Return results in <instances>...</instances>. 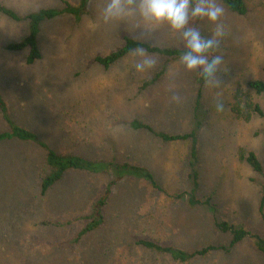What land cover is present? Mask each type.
<instances>
[{
    "label": "rangeland",
    "instance_id": "obj_1",
    "mask_svg": "<svg viewBox=\"0 0 264 264\" xmlns=\"http://www.w3.org/2000/svg\"><path fill=\"white\" fill-rule=\"evenodd\" d=\"M216 2L225 9L219 22L226 31L211 53L224 58L219 88L200 84V73L187 71L180 57L146 51L157 63L144 72L134 67L139 59L135 49L109 67L96 62V56L116 50L126 36L183 48L179 34L167 25L145 34L138 18L103 23L99 16L107 0H89V12L80 18L62 14L42 21L40 58L27 64V48L9 50L6 45L26 36L28 13L63 4L0 0L19 16L15 20L0 12V91L8 116L55 152L97 163L95 171L66 170L41 194L40 180L48 171L44 149L17 139L0 141V264H264L253 237H264L259 212L264 115L254 113L244 121L232 110L239 89L250 92L264 112V93L248 87L251 80H264V0H244L245 14ZM197 28L207 38L214 25L198 19ZM173 93L181 97L179 103L171 100ZM218 101L223 111L216 110ZM195 112L200 126L196 197L209 199V205L190 207L184 195L188 141L165 142L130 122L183 134L193 126ZM7 128L0 113V131ZM240 149L255 153L262 173L240 157ZM122 161L149 170L156 186L130 169H116L114 163ZM111 180L115 183L102 224L75 239ZM222 220L248 232L228 253L214 250L181 262L140 243L150 240L184 250L227 243L230 231L216 226Z\"/></svg>",
    "mask_w": 264,
    "mask_h": 264
},
{
    "label": "trees",
    "instance_id": "obj_2",
    "mask_svg": "<svg viewBox=\"0 0 264 264\" xmlns=\"http://www.w3.org/2000/svg\"><path fill=\"white\" fill-rule=\"evenodd\" d=\"M60 1L63 4L60 8H41L37 11L28 13L26 16L28 20V33L20 41L7 44L6 48L9 50H20L22 48H27V55L25 58L26 63L32 64L40 58V50L37 44V35L39 32V25L42 21L46 19H52L62 14H69L75 18H80L82 15L87 14L89 12V0H78L77 4H71L67 0ZM221 1L225 5H227L230 10L236 11L239 14H245L247 11V7L244 0ZM0 12L12 19H19V16L13 10L7 8L2 3H0ZM194 24L195 25L193 26L197 28L198 19L194 21ZM197 29L203 36L201 30L199 28ZM136 48H143L147 52L158 53L167 57H180L184 50L183 48H169L151 45L149 43L126 36L124 37L123 44L119 48L114 51H111L105 56H96L95 61L104 67H109L111 64L115 63L121 57L125 56L130 51ZM198 78L200 84L205 82L204 77H202L201 75ZM248 87L253 90L256 94L264 93V80H251L248 82ZM233 97L235 102L232 106V110L238 118L244 121H249L254 113L264 115V112L261 109L260 105L254 100L250 92H244L242 90L237 89ZM7 111V103L0 91V113L2 118L6 121L8 125L7 130L0 131V141L17 139L21 142L35 143L44 149L45 163L48 167V171L41 177L40 180L39 188L41 194H44L46 191H48V189L51 188V186L55 182H57L68 169L95 171L97 163L94 160L83 156H77L72 154L63 155L61 153L55 152L53 149L48 147L45 142L38 139L37 135L33 131L29 130L24 126L16 124L13 120H11L8 116ZM130 125L134 129H146L154 135L160 137L165 142L174 140L188 141L189 152L185 170L187 189H185L184 195L186 197L187 204L190 207H195L201 204L209 205V199H206L204 202H202L196 197V191L199 186L198 131L200 127L199 121L197 120L196 112L194 114L193 126L191 127L190 131L183 134H168L163 131H154V129L150 125L143 122H139L137 120L131 121ZM239 155L254 169V171L262 173L261 163L253 151L245 153L243 149H240ZM114 165L116 169H130L132 172L147 178L152 186H156L152 173L146 168L141 167L140 165L131 164L127 161L116 162L114 163ZM114 183V180L109 181L101 192V194L99 195L98 199L92 203L90 212L88 214H85L84 216V218H86L88 221L77 232L75 239H79L85 233L96 229L102 224L103 208L106 205L107 200L110 196L111 185H113ZM259 212L264 222V183L261 187ZM216 226L221 231H230L231 238L228 240L227 243L208 244L192 250L172 248L170 246L161 245L150 240H140V243L147 248L154 249L158 252L170 254L173 259L183 262L193 258L205 257L211 251L214 250H220L228 253L238 242H240L248 234V232L244 228L240 226H235L234 224L228 223L224 220L217 222ZM253 237L255 239V247L259 252L264 254V237H259L256 235H253Z\"/></svg>",
    "mask_w": 264,
    "mask_h": 264
},
{
    "label": "clouds",
    "instance_id": "obj_3",
    "mask_svg": "<svg viewBox=\"0 0 264 264\" xmlns=\"http://www.w3.org/2000/svg\"><path fill=\"white\" fill-rule=\"evenodd\" d=\"M224 12V7L216 0H107L99 19L108 24L138 18L145 34L167 25L170 31L180 36L184 49L180 63L184 68L187 71H198L204 77L207 87L219 88L222 82L218 72L224 58L211 53L219 47L220 39L226 35L225 26L219 22ZM197 19H206L214 25L210 37H203L193 26ZM133 55L139 58L134 65L138 72L153 68L157 63V58L148 55L143 48L135 49ZM171 100L179 103L181 97L173 93ZM216 110L223 111V104L219 101Z\"/></svg>",
    "mask_w": 264,
    "mask_h": 264
},
{
    "label": "crops",
    "instance_id": "obj_4",
    "mask_svg": "<svg viewBox=\"0 0 264 264\" xmlns=\"http://www.w3.org/2000/svg\"><path fill=\"white\" fill-rule=\"evenodd\" d=\"M26 143H31V142H26ZM33 144H35V143H33ZM44 159H45V157H44Z\"/></svg>",
    "mask_w": 264,
    "mask_h": 264
}]
</instances>
